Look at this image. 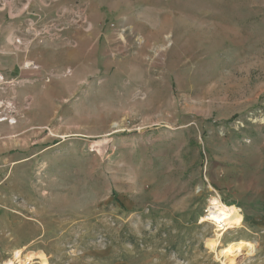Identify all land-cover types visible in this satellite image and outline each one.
Wrapping results in <instances>:
<instances>
[{
    "label": "rangeland",
    "instance_id": "obj_1",
    "mask_svg": "<svg viewBox=\"0 0 264 264\" xmlns=\"http://www.w3.org/2000/svg\"><path fill=\"white\" fill-rule=\"evenodd\" d=\"M29 1L0 0L17 118L0 122V264H229L240 239L234 263L264 264V0ZM212 196L242 209L219 256Z\"/></svg>",
    "mask_w": 264,
    "mask_h": 264
},
{
    "label": "bare ground",
    "instance_id": "obj_2",
    "mask_svg": "<svg viewBox=\"0 0 264 264\" xmlns=\"http://www.w3.org/2000/svg\"><path fill=\"white\" fill-rule=\"evenodd\" d=\"M36 0H31L29 1V3L26 5V8H29L30 5L32 4V2H35ZM14 3V2H13ZM44 6L43 8H45L48 11H51L52 8L54 6L57 5L58 2H54V3H50V4H46V1H44ZM66 15L64 16H60L61 19L65 18ZM61 19H58L59 21ZM94 30L93 29H89L86 30V33L84 34V36H82L80 38L81 43L87 45V43H90L93 38H94ZM82 35V33H81ZM28 49V45H26V50ZM33 63V62H32ZM30 64V62H28V65ZM13 82V81H12ZM4 121L3 119H1L0 117V122ZM242 209H240L238 206L236 205H227L226 203H224L222 201V199L216 196H212V199L210 200V204L209 207L207 209L208 213L206 214L205 217V221L209 222L211 224H214V226H216V236L212 239L209 240L208 245L209 247L217 252V255L219 254L218 252V246L220 245V239H222L225 235V233L229 230V229H233V228H238L240 226H242L243 224V219L242 216L240 214V211ZM229 242V241H228ZM227 242V243H228ZM249 244L243 240H234V241H230L228 244H226L224 246L223 249V256L226 257V259H228L229 264H235V260L236 258L240 255V254H245V252L248 249ZM219 256V255H218ZM22 257V252H18L15 255L16 260H7L5 263L2 264H16V261L18 260V264H32V260H34V255L33 254H29L28 256L24 257L26 259H24V261L21 259ZM38 257L43 261L46 256L44 254H39ZM45 264V263H42Z\"/></svg>",
    "mask_w": 264,
    "mask_h": 264
},
{
    "label": "built area",
    "instance_id": "obj_3",
    "mask_svg": "<svg viewBox=\"0 0 264 264\" xmlns=\"http://www.w3.org/2000/svg\"><path fill=\"white\" fill-rule=\"evenodd\" d=\"M0 114H5V116L0 115L1 119L8 120L11 124H15L17 122L16 116L13 115L14 112H12V113H11V111H10V113L9 112L8 113L0 112Z\"/></svg>",
    "mask_w": 264,
    "mask_h": 264
}]
</instances>
